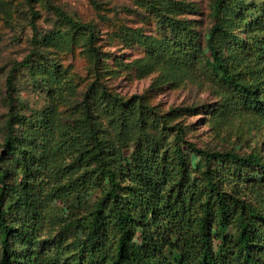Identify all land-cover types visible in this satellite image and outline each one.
I'll return each mask as SVG.
<instances>
[{
	"label": "trees",
	"instance_id": "trees-1",
	"mask_svg": "<svg viewBox=\"0 0 264 264\" xmlns=\"http://www.w3.org/2000/svg\"><path fill=\"white\" fill-rule=\"evenodd\" d=\"M34 1L26 0L33 48L5 78L0 264H264V158L189 142L180 124H169L186 109L157 115L140 97L112 93L99 81L95 27L42 0L65 30L36 38ZM168 23L164 45L141 34L140 47L174 66L204 56L206 74L229 106L264 117V0H213L202 43L178 21ZM78 40L94 79L71 116L59 118L49 106L31 131L20 129L32 119L14 110V70L25 69L37 89L63 101L75 85L48 52ZM149 116L160 126L157 141L143 140Z\"/></svg>",
	"mask_w": 264,
	"mask_h": 264
},
{
	"label": "rangeland",
	"instance_id": "rangeland-1",
	"mask_svg": "<svg viewBox=\"0 0 264 264\" xmlns=\"http://www.w3.org/2000/svg\"><path fill=\"white\" fill-rule=\"evenodd\" d=\"M50 1L74 21L90 23L95 27V47L102 57L99 81L112 93L124 99L140 97L146 105L154 108L157 115L186 109L172 117L169 124H180L189 142L201 147L234 151L241 156L256 152L264 158V117L229 106L226 94L206 74L204 56L200 55L197 61L189 65L174 66L166 60L148 55L137 41L142 34L152 36L164 45V41L172 35L171 26L165 22L178 21L179 26L197 34L202 43V36L210 27L213 0ZM32 10L37 12L33 19L36 38L54 29L65 30L44 1L35 0ZM31 20L26 0H0V124L4 123L10 111L5 78L13 69V64L21 62L33 48V33L29 26ZM82 42L78 40L72 48L61 45V50L48 52L49 58L60 64L61 70L66 71V77H70L75 85L74 94L63 101L37 89L25 69L14 70L12 97L17 106L14 110L22 109L23 116L32 119L22 123L24 127L20 129L31 131V125L49 106L57 115H61L59 118L71 116L69 109L80 101L82 93L94 79L92 65ZM151 117H148L143 140L157 141L160 126ZM54 118L52 115L50 123L57 131ZM99 121L110 138L114 139L116 133L110 130L107 119L100 118ZM132 133L136 131L129 129L128 134ZM173 137L172 133H168L167 141L170 143ZM51 153L52 150L46 155L50 167L56 159L50 156ZM46 236V233H42L41 240Z\"/></svg>",
	"mask_w": 264,
	"mask_h": 264
}]
</instances>
